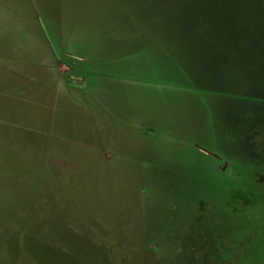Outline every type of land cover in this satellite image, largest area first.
Masks as SVG:
<instances>
[{
	"label": "rangeland",
	"instance_id": "obj_1",
	"mask_svg": "<svg viewBox=\"0 0 264 264\" xmlns=\"http://www.w3.org/2000/svg\"><path fill=\"white\" fill-rule=\"evenodd\" d=\"M0 264H264V0H0Z\"/></svg>",
	"mask_w": 264,
	"mask_h": 264
}]
</instances>
